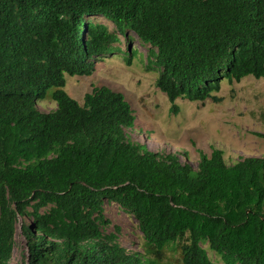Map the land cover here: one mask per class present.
Returning a JSON list of instances; mask_svg holds the SVG:
<instances>
[{
    "label": "trees",
    "instance_id": "obj_1",
    "mask_svg": "<svg viewBox=\"0 0 264 264\" xmlns=\"http://www.w3.org/2000/svg\"><path fill=\"white\" fill-rule=\"evenodd\" d=\"M115 56L144 59L172 104L220 103L222 82L264 78V0H0V264L24 218L27 264H163L171 245L179 264H264V158L212 149L192 173L128 139L122 94L64 91ZM104 203L137 223L142 254L106 232Z\"/></svg>",
    "mask_w": 264,
    "mask_h": 264
},
{
    "label": "rangeland",
    "instance_id": "obj_2",
    "mask_svg": "<svg viewBox=\"0 0 264 264\" xmlns=\"http://www.w3.org/2000/svg\"><path fill=\"white\" fill-rule=\"evenodd\" d=\"M122 47H125L122 44ZM135 47V46H134ZM144 53L142 48H135ZM90 76L64 75V91L82 104L85 94L94 87H107L123 95L132 109L135 122L124 129L133 143L144 145L161 156L174 155L182 164L196 170L199 154L209 155L212 149L222 152L227 166L245 158H264V78L247 76L231 85L222 82L217 96L223 100L212 103L177 99L173 104L155 86L157 74L145 68V61L136 57L127 65L124 56L106 57ZM51 93V91H48ZM176 112H172V106ZM37 109L49 113L56 105L49 99L37 103ZM104 215L110 221L107 233L119 228V243L128 253L142 254V236L137 223L114 204L104 203ZM19 219L14 235V248L9 264H27V250L20 232ZM208 258L222 264L211 251ZM179 252L168 247L163 264H179Z\"/></svg>",
    "mask_w": 264,
    "mask_h": 264
}]
</instances>
